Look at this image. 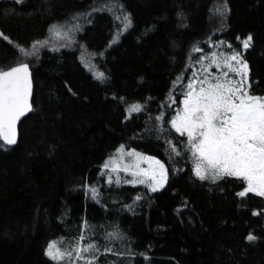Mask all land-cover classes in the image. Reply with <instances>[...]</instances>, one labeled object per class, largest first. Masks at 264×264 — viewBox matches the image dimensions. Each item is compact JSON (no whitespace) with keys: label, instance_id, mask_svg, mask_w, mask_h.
Returning <instances> with one entry per match:
<instances>
[{"label":"trees","instance_id":"obj_1","mask_svg":"<svg viewBox=\"0 0 264 264\" xmlns=\"http://www.w3.org/2000/svg\"><path fill=\"white\" fill-rule=\"evenodd\" d=\"M116 1L128 20L109 0H0V70L28 62L34 84L17 143L0 139V264H56L45 254L52 242L63 252L113 249L96 264H264V197L238 196L247 187L239 177L198 179L188 137L170 123L185 82L228 71L234 52L264 96V0ZM78 14L86 16L69 44L20 54ZM81 50L95 53L96 74ZM120 145L164 159L165 186L150 191L105 169Z\"/></svg>","mask_w":264,"mask_h":264},{"label":"snow or ice","instance_id":"obj_2","mask_svg":"<svg viewBox=\"0 0 264 264\" xmlns=\"http://www.w3.org/2000/svg\"><path fill=\"white\" fill-rule=\"evenodd\" d=\"M17 2L22 3L23 0ZM125 19L128 20L127 17ZM59 34L57 32V35ZM251 40V36L242 40L244 49L251 46ZM43 43L36 41L31 50L20 47L19 52L24 57L34 56ZM211 63L216 64L215 54ZM224 64L228 71L218 76L207 73V69L203 79L196 77L194 73V79L189 80L186 86L183 108L170 123L177 133L187 135L188 148L196 158L194 172L198 179L216 181L225 176L239 177L247 182V187L237 193L238 196L245 197L254 193L264 197V97L251 93L248 64L240 52L226 57ZM28 69V63L19 62L18 66L12 67L10 71L0 70V139L9 146L17 142L16 123L26 112L32 110L29 102L31 81ZM229 72L236 73L242 79L233 80ZM99 76L102 77L103 74ZM140 110L139 105L130 109L132 112ZM128 155L140 156L139 153ZM155 162L160 166L161 181L166 180L164 166L159 161ZM104 168L108 169L109 164L105 163ZM111 171L117 169L113 167ZM135 175L136 173H133V176ZM153 178L155 179V175ZM114 182L119 184L120 177L113 179L109 174L108 183ZM127 182L144 183L143 180ZM157 183L163 187L162 183ZM151 190L158 189L153 187ZM89 191L93 199H98L99 192L96 188H90ZM111 236L115 238L116 233ZM84 239L82 234L79 241ZM247 239L252 241L256 237L250 234ZM56 243H50L45 253L56 261V264H61L64 259L72 261L73 256L76 260H83L84 264H96L99 254L113 251L112 248H105L103 253H98L96 245L78 243L74 249L61 252Z\"/></svg>","mask_w":264,"mask_h":264},{"label":"rangeland","instance_id":"obj_3","mask_svg":"<svg viewBox=\"0 0 264 264\" xmlns=\"http://www.w3.org/2000/svg\"><path fill=\"white\" fill-rule=\"evenodd\" d=\"M109 7L116 13V15L118 16H122L125 17L126 14L124 12V10L122 9V7L120 6V4L117 3L116 0H109L108 2ZM85 14H78L76 16H73L70 19H66V20H61V21H57L55 23H53L49 29H48V33L47 36L45 37V39L39 40L41 42H44L43 45H47L49 47L54 46V47H60L61 44L66 43L69 44V42L73 41L75 38V33L77 28L80 26V23H82L83 18L85 17ZM55 26V27H54ZM57 32H59L60 34L57 35ZM117 34L114 35L113 39L111 40V43H114L116 40ZM49 43V44H47ZM28 50H31V47L26 48ZM81 60L84 62V64L86 63L89 67L92 68L93 72L96 74L97 70H96V65L94 63V57H95V53H92L90 51H84L81 50ZM233 64H235V62H232ZM225 69H221L220 73L218 74H214V76H218L220 75L222 72H224ZM238 80L242 79L241 76H237ZM194 79V77H192L189 80ZM189 80H187L185 82V85L183 86L185 88V92L187 91V84L189 82ZM181 81H178L177 84L180 85ZM258 96V95H257ZM184 99V95L182 97V101ZM181 101V109L183 108V104ZM139 106L142 107V104H137ZM181 111V110H180ZM132 112H128L127 114H130ZM189 143V141H188ZM120 145L118 146L103 162V165H105V163L109 164V168L108 169H112L113 167H115L117 169V171H114L116 173H121V171H123V173L126 175V182L127 181H133V180H143L144 183H130V184H143L145 185L150 191H152L151 189L153 187H156L157 189H161L162 187L159 186L160 182L163 184V187L165 186L167 180H168V166L165 162L164 159H162L161 157L155 155V154H151V153H146L142 150L136 149L134 147H126ZM129 153H139L140 156H136V155H128ZM155 161H159L160 164H162L164 166L165 171V176H166V180L161 181L160 179V166L158 164H156ZM125 169H127V171H125ZM133 173H136L135 176H133ZM155 175V179L153 178ZM129 183V182H127ZM56 247H58V245L56 244ZM63 252V251H61Z\"/></svg>","mask_w":264,"mask_h":264},{"label":"water","instance_id":"obj_4","mask_svg":"<svg viewBox=\"0 0 264 264\" xmlns=\"http://www.w3.org/2000/svg\"><path fill=\"white\" fill-rule=\"evenodd\" d=\"M25 63H28V62H25ZM29 64V63H28ZM16 66H18V64H15V65H12V66H9V67H7V68H4V69H2V70H4V71H10L11 70V68L12 67H16ZM28 71H29V73H30V81H31V96H30V104H31V109L33 110V103H32V96H33V88H34V84H33V77H32V70H31V67H30V65H29V69H28ZM31 110V111H32ZM31 111H29V112H26L20 119H19V121L16 123V126H15V130H16V141H18V137H19V124H20V122H21V120L27 115V114H29ZM17 143V142H16ZM15 143V144H16ZM14 144V145H15Z\"/></svg>","mask_w":264,"mask_h":264},{"label":"flooded vegetation","instance_id":"obj_5","mask_svg":"<svg viewBox=\"0 0 264 264\" xmlns=\"http://www.w3.org/2000/svg\"><path fill=\"white\" fill-rule=\"evenodd\" d=\"M248 83H249V79H248ZM251 93L254 94L252 90H251ZM254 95H255V94H254ZM263 97H264V96H263Z\"/></svg>","mask_w":264,"mask_h":264}]
</instances>
